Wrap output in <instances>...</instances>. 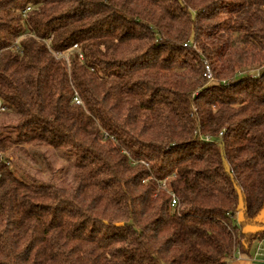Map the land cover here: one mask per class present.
<instances>
[{
	"label": "trees",
	"instance_id": "1",
	"mask_svg": "<svg viewBox=\"0 0 264 264\" xmlns=\"http://www.w3.org/2000/svg\"><path fill=\"white\" fill-rule=\"evenodd\" d=\"M7 110L0 264H230L264 236V0H0ZM18 147L74 149L72 186Z\"/></svg>",
	"mask_w": 264,
	"mask_h": 264
},
{
	"label": "rangeland",
	"instance_id": "2",
	"mask_svg": "<svg viewBox=\"0 0 264 264\" xmlns=\"http://www.w3.org/2000/svg\"><path fill=\"white\" fill-rule=\"evenodd\" d=\"M257 69L260 68L258 67ZM257 73L259 72L256 71L252 74L256 75ZM16 123L17 119L12 110L0 113L1 134L13 135ZM19 148L8 150L5 155L13 160L19 172L28 181L38 184L56 185L63 188L72 186L76 155L74 149L63 148L58 150L40 147L36 149L23 148L20 151ZM239 218H241V212L238 214V220ZM251 229L256 230L254 227Z\"/></svg>",
	"mask_w": 264,
	"mask_h": 264
},
{
	"label": "crops",
	"instance_id": "3",
	"mask_svg": "<svg viewBox=\"0 0 264 264\" xmlns=\"http://www.w3.org/2000/svg\"><path fill=\"white\" fill-rule=\"evenodd\" d=\"M230 264H264V236L253 240L246 250H237Z\"/></svg>",
	"mask_w": 264,
	"mask_h": 264
},
{
	"label": "built area",
	"instance_id": "4",
	"mask_svg": "<svg viewBox=\"0 0 264 264\" xmlns=\"http://www.w3.org/2000/svg\"><path fill=\"white\" fill-rule=\"evenodd\" d=\"M204 76L206 77V79L208 80V82H213L215 79H214V76L212 74V71L210 69V67L207 65L205 67V72H204ZM226 81H224L225 83ZM75 101L78 103V104H81L82 102L80 101L79 97L77 96L75 98ZM5 108H2V110H4ZM210 137H206V140H209ZM179 205V200L178 198L175 196V195H172V203H171V207L172 208H175Z\"/></svg>",
	"mask_w": 264,
	"mask_h": 264
},
{
	"label": "water",
	"instance_id": "5",
	"mask_svg": "<svg viewBox=\"0 0 264 264\" xmlns=\"http://www.w3.org/2000/svg\"><path fill=\"white\" fill-rule=\"evenodd\" d=\"M117 225H122V223H118Z\"/></svg>",
	"mask_w": 264,
	"mask_h": 264
}]
</instances>
